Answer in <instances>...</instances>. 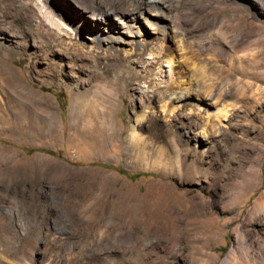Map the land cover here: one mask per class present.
<instances>
[{"label": "rangeland", "instance_id": "374dc122", "mask_svg": "<svg viewBox=\"0 0 264 264\" xmlns=\"http://www.w3.org/2000/svg\"><path fill=\"white\" fill-rule=\"evenodd\" d=\"M40 1L0 0V108L26 115L0 130V264H258L264 0H166L134 14L143 50L99 41L85 3L50 0L55 26Z\"/></svg>", "mask_w": 264, "mask_h": 264}, {"label": "bare ground", "instance_id": "6f19581e", "mask_svg": "<svg viewBox=\"0 0 264 264\" xmlns=\"http://www.w3.org/2000/svg\"><path fill=\"white\" fill-rule=\"evenodd\" d=\"M76 1L79 4L85 3L84 4L85 8L83 9L82 14L87 19L93 20L94 28H93L92 33L98 37L99 41H106L105 45L113 46L115 42L119 41L120 37L122 36V32L125 31L130 36V38L134 41L135 46H138V45L142 46V50L146 48L150 43H152V40H151L152 38L147 36L146 31L148 32V28L142 29V27L140 26L141 24H138L137 17L134 14L138 12L147 11L150 13V15H161L162 16L164 15L163 14L164 9H169L170 7V4H167L166 0H153V1L151 0V2H146L144 0H101L100 2H96V0H76ZM39 7L46 21L52 24H55V26L58 25L55 19L61 18L62 14H64V11H62L58 6L54 4L51 5L50 0L40 1ZM147 17L146 18L144 17L145 18L144 20L147 24V27H149V32L150 31L156 32L160 30H163L164 32L163 23H158L154 19H149V18L147 19ZM114 19H117V21L120 24H122L124 30L118 27ZM171 20H174V19H171ZM1 22L2 20L0 21V25H1ZM79 23H81V20H77L74 22L76 27L79 26ZM61 38L64 39L65 36L61 35ZM7 49H8V44L6 43V41L4 40V36L0 32V51L5 53ZM181 57L182 59L187 58V56L184 53L183 55H181ZM169 86L174 88V91L171 93V95L168 96V100L170 101L183 97V94L186 92L185 90H187L186 87L181 86L179 84H175V85L171 84ZM22 89L25 91V93L27 94V97L30 100L32 99L34 100L38 98V96L34 92H32V90L27 89L26 86H22ZM39 99L40 101L42 100V98H39ZM44 102L46 103L45 100ZM77 103H78V99L75 98V100L72 102V111H71L72 116L74 117L82 116L81 118L85 119L87 110H82V108L79 107ZM8 105H9V110L12 111L11 118H9L8 115L3 111L2 109L3 107L0 108V130L8 131L10 134H13L15 132V129L20 130L21 128L25 126L24 123H26V121L24 120H26L25 119L26 115L22 111L16 112L15 108H13L11 104H8ZM23 105H24V102H23ZM80 112L82 113V115H80ZM38 114H39V118H42L47 126L49 127L54 126L53 114L51 111L44 110V112L42 111ZM92 114H93V111H92ZM18 121H22V122H18ZM97 121H99V119H97ZM99 123L100 122H98V124ZM101 130H102L101 131L102 133L103 129ZM48 162L49 161L47 160L45 161V163H48ZM66 167H67L66 165H61L62 169ZM261 209L264 211V204L261 206ZM251 231L252 230H250V232ZM238 232H239L238 235H241V237L246 236L248 234V230L245 229V224L242 223V225L240 226V230ZM228 259L232 261L231 264H239V261L235 259L233 256L232 257L229 256ZM258 264H264V246L258 247Z\"/></svg>", "mask_w": 264, "mask_h": 264}, {"label": "trees", "instance_id": "16d2710c", "mask_svg": "<svg viewBox=\"0 0 264 264\" xmlns=\"http://www.w3.org/2000/svg\"><path fill=\"white\" fill-rule=\"evenodd\" d=\"M147 173H144V172H135L133 173L132 175L133 176H140V175H146Z\"/></svg>", "mask_w": 264, "mask_h": 264}]
</instances>
